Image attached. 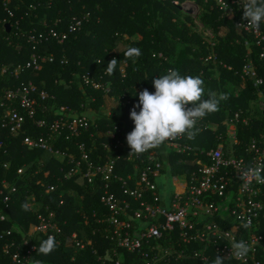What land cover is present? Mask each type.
<instances>
[{
    "label": "trees",
    "instance_id": "trees-1",
    "mask_svg": "<svg viewBox=\"0 0 264 264\" xmlns=\"http://www.w3.org/2000/svg\"><path fill=\"white\" fill-rule=\"evenodd\" d=\"M185 2L198 7V17L183 9ZM75 19L81 20L82 25L64 43L48 37L51 30L67 31ZM195 20L213 34L212 39L195 29ZM242 20L240 13L233 17L224 15L214 0H0L1 101L6 90H15L30 82L37 89L33 95L35 117H28L18 134L0 127V216L6 217L5 221L0 219V264H13L12 256L16 252L29 259L31 264H100L99 257L114 261L111 258L115 249L122 264L146 263L139 254L118 248L110 232L105 231V224L98 222L111 216L109 208L100 199L103 183L99 180L88 183L81 175L66 179L67 172L75 164L68 156L58 159L55 151L65 155L72 153L79 160L78 145L84 143L91 161L102 164L105 158L98 161L97 155L105 152L103 144L111 142L106 133L113 131L124 145L103 154L115 160L116 175L124 180L130 174L134 176L133 164L124 160L130 149L126 137L135 127L130 112L139 103L137 94L145 89L154 93L152 81L174 68L182 76H199L204 81L203 99L209 98V92L215 93L217 98L221 94L227 96L220 101L219 111L197 123L195 138H184L185 142L197 152L222 145L228 157L247 159L253 141L260 143L263 140L264 95L254 85L256 78L245 76L243 69L251 62L257 77L264 79V58H260L264 41L259 44L254 34L240 31L236 23ZM6 23H9L10 31ZM260 29L264 35V22ZM31 33H44L48 40L31 42L28 39ZM118 47L121 52L116 51ZM128 47L141 50L135 64L123 56L122 49ZM33 55L39 59L52 56L53 61L41 62L40 69L27 67L26 63L32 61ZM112 59L119 63L114 73L108 74L106 67ZM18 65L23 67L16 75ZM3 68L8 71L4 72ZM87 76L103 87L109 86V94L88 86ZM43 91L49 94L48 98L42 99ZM91 97L96 101L89 103ZM111 97L116 100H110ZM125 101L129 105L122 106ZM62 105L75 109L78 114L94 111L95 114L90 116V128L80 137L69 140L63 135L50 137L47 128L37 125V120L50 122L58 117ZM11 108L28 115L20 105L14 104ZM3 113L0 110V117ZM236 114H239L238 122ZM233 121L236 140L225 131L226 123ZM26 137H44L52 143L53 152L28 148L24 144ZM152 150L165 165L163 174L168 178L191 174V164H185L181 159L192 160L194 156H174L168 153L166 143ZM202 159L208 162L206 157ZM121 184L117 183L115 191L119 200L123 197ZM51 186H55V190L47 193ZM7 196L10 199L5 203ZM31 197L36 199V205H29V210L24 211L21 205L32 204ZM129 201L136 209L137 203L132 198ZM52 212V219L62 233L56 237V249L49 255H40L38 248L48 235L37 230L39 216L48 218ZM30 225L34 230L28 234ZM8 231H12L11 236L7 235ZM73 232L78 234V240L85 248L69 242ZM88 241H92V245H88ZM6 244L12 245L8 253L4 249ZM150 245L160 246L159 251L156 249L157 254L169 250V259L160 264H212L218 254L211 246V251L204 253L208 261H204L200 252L204 245L194 243L192 247L200 255L196 256L188 246V251L181 257L178 251L186 245L180 243L174 233L151 240ZM219 256L224 264H239ZM257 259L264 261L261 256Z\"/></svg>",
    "mask_w": 264,
    "mask_h": 264
},
{
    "label": "built area",
    "instance_id": "built-area-1",
    "mask_svg": "<svg viewBox=\"0 0 264 264\" xmlns=\"http://www.w3.org/2000/svg\"><path fill=\"white\" fill-rule=\"evenodd\" d=\"M214 1L217 7L223 11V14L228 17H233L236 13L243 14V0ZM9 13L13 16L11 11ZM246 23L245 20L237 22V28L240 31L254 34L259 40V44L263 42L262 30L259 28L257 31L241 26ZM81 25L82 21L75 19L70 23L67 31L51 30L48 37L58 43H64L69 35L76 32ZM48 37H45L44 33L38 35L31 33L28 39L36 43L37 41L48 40ZM247 46H249L248 43ZM260 58H264V50L261 52ZM45 61L52 62L53 57L39 59L33 55L32 61L27 62L26 66L40 69V63ZM22 67L23 65H18L14 74L17 75ZM6 70L8 71V68H3L4 72ZM243 74L255 77L254 85L260 88L264 95V79L257 77L255 66L251 62L245 65ZM86 83L95 91H103L106 95L109 94V86L103 87L99 82L90 81L88 76ZM36 90L35 84L30 82L15 90L4 92L3 100L1 101L0 98V110L4 111L0 117L1 128L10 129L18 134V131H21L26 124L27 118L35 117L34 106L36 103L33 95ZM41 97L46 99L49 94L43 91ZM52 98L54 97L52 96ZM110 100L115 101L116 98L111 97ZM94 101L96 98L91 97L89 103ZM14 104L20 105V108L28 115L23 114L18 109H12L11 106ZM121 104L127 106L129 102L125 101ZM235 120L238 122L239 114H236ZM243 121L246 122L247 119L244 118ZM36 123L39 127L47 128L50 137L54 135L57 138L63 135L67 140L71 137H80L83 131L88 130L92 124L87 114L74 113L72 109L64 105L60 106L59 116L54 120L50 122L37 120ZM234 124L233 121L232 133L228 134L227 132V134L231 139L236 140L237 132L234 129ZM115 130L119 131L117 128ZM106 137H111V142L103 144L105 150L103 153L113 150L114 147L124 145L113 131L107 132ZM184 138L187 137L180 136L166 142L169 149L168 153L171 152L177 157L194 156L192 160L181 159L183 163L191 164L192 172L190 175L185 174L183 177L172 178L174 189L170 192L167 191V182L170 178L163 174L165 165L160 162L153 150L140 155H129L131 149L128 150L124 160L128 164H133L135 171L134 176L130 174L126 180L115 174L116 162L111 156L101 153L97 155V159L101 161L105 158V162L94 164L84 143L78 145L81 152L79 160L72 153L65 155L55 151V154L61 155L63 158L68 156L70 161L75 164V167L67 172L66 179L81 175L83 179H87L88 183L94 184L98 180L103 183L104 191L100 199L101 203L109 208L111 216L100 219L98 222L105 224V231L110 232L111 239L117 243L118 248H123L135 255L139 254L145 260V264H160L165 259H169V250L165 249V252L157 254L156 249L160 250V244L153 246L150 243L151 240H160L171 233L176 235L180 243L186 245L178 251L181 257L185 255L186 250L188 251V246L196 256H199V251H196L192 245L202 243L204 249L200 252L204 261H208L204 253L211 251V246H213L215 252L224 259L239 264H264V261L257 259L258 256L264 258V184H257L253 180L250 187L245 190L241 186L243 181L239 174L242 168L264 163V136L260 143L253 141L247 159L228 157L222 145L217 149L197 152L185 142ZM24 144L30 149L53 152L52 143H49L44 137L36 139L26 137ZM202 157H206L208 162H205ZM19 173H22V170H19ZM176 180H179L180 183H176ZM115 181L122 183L120 186V189L123 190L121 200L115 194L116 187H118ZM54 190L55 186H51L46 192L50 193ZM129 198L137 203L136 209ZM9 199L10 197H5L4 202L7 203ZM33 200L36 201V199ZM53 217L54 214L52 213L48 215V218L40 215V224L37 230L48 236H54L56 239L62 233V229L52 219ZM240 217L244 218L243 223L249 224L248 228L242 227ZM0 219L5 221L6 217L2 215ZM227 232L230 234L226 235ZM7 235L11 236L12 231H8ZM233 237L236 241L243 239L249 244L250 252L244 259L231 256L230 248ZM69 242H73L72 245L81 249L85 248V244L78 240V234L73 235L72 233ZM87 244L92 245V241H88ZM12 245H5L6 253ZM27 253L30 254V251ZM117 255L118 252L115 249L112 252L113 258H111L114 261L99 257V262L100 264H122ZM12 262L13 264H31L29 259L23 257L19 252L12 256Z\"/></svg>",
    "mask_w": 264,
    "mask_h": 264
},
{
    "label": "clouds",
    "instance_id": "clouds-1",
    "mask_svg": "<svg viewBox=\"0 0 264 264\" xmlns=\"http://www.w3.org/2000/svg\"><path fill=\"white\" fill-rule=\"evenodd\" d=\"M243 20L247 23L241 26L258 31L264 22V0H243ZM116 51L121 52V48L118 47ZM122 52L124 58L131 59L133 64L141 55V50L137 47H128L122 49ZM118 63L116 59H112L107 64L106 72L113 74ZM152 83L155 92L150 93L145 89L138 93L139 103L130 112L135 127L126 137L131 149L129 155L144 154L180 136L194 139L198 132L197 123L207 115L219 111L220 101L227 99L225 94L217 98L213 92L208 93V99H203L204 81L199 76H182L174 68H169L166 74L154 79ZM137 108L140 109L139 112L136 111ZM239 174L243 181L241 186L245 190L253 180L257 184H264V163L242 168ZM21 207L24 211L29 210L27 202ZM239 219L242 221V227L248 228L249 224L243 223L244 218ZM56 247V239L50 235L41 242L38 254L49 255ZM230 249L231 256L237 259H244L250 252L248 243L243 239L236 241L234 237ZM212 264H224V260L217 254Z\"/></svg>",
    "mask_w": 264,
    "mask_h": 264
},
{
    "label": "rangeland",
    "instance_id": "rangeland-1",
    "mask_svg": "<svg viewBox=\"0 0 264 264\" xmlns=\"http://www.w3.org/2000/svg\"><path fill=\"white\" fill-rule=\"evenodd\" d=\"M182 7H183V9L184 10H186L187 12H189L190 13V15H192V16H195V18L196 17H198V14H199V9H198V7L197 6H195V4H193L192 2H185L183 5H182ZM189 9L191 10V11H189ZM196 21V20H195ZM195 29H197L200 33H202L203 34V36L204 37H208L209 39H212L213 38V34L210 32V31H207V30H205L204 28H203V25L199 22V21H196L195 22ZM136 38H138V37H136ZM36 87V86H35ZM68 107V106H67ZM75 110V109H74ZM74 110L72 109V111L74 112ZM77 112V111H76ZM75 113V112H74ZM86 114H87V117L89 118V119H91V115H93L94 114V111L93 112H91V113H88V111L86 112ZM227 124V126H225L226 127V129H225V131L226 132H228V134L230 133H232V124H230V123H226ZM57 156V158L58 159H60V160H62L63 159V156H61V155H56ZM102 156V155H101ZM176 183H180V181L178 180H176ZM174 189V182L171 180V179H169L168 180V182H167V191H172ZM166 195V194H165ZM33 199H35L34 197L32 198L31 197V201H32V204H29L31 207L32 206H34V205H36V203L34 202V200ZM61 204V203H60ZM52 214H54L53 212H52ZM33 230H34V226L33 225H30V227H29V229H28V234H31L32 232H33ZM77 233L75 232H73V235H76Z\"/></svg>",
    "mask_w": 264,
    "mask_h": 264
},
{
    "label": "water",
    "instance_id": "water-1",
    "mask_svg": "<svg viewBox=\"0 0 264 264\" xmlns=\"http://www.w3.org/2000/svg\"><path fill=\"white\" fill-rule=\"evenodd\" d=\"M189 11H191V10L189 9ZM6 27L8 28V31H10V25L7 24Z\"/></svg>",
    "mask_w": 264,
    "mask_h": 264
}]
</instances>
